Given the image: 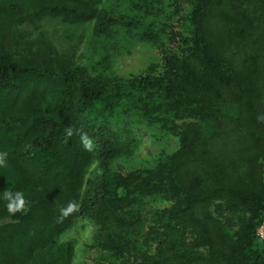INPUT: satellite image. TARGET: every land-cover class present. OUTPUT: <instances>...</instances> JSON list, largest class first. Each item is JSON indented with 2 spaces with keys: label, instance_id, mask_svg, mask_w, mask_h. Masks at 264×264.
Instances as JSON below:
<instances>
[{
  "label": "trees",
  "instance_id": "1",
  "mask_svg": "<svg viewBox=\"0 0 264 264\" xmlns=\"http://www.w3.org/2000/svg\"><path fill=\"white\" fill-rule=\"evenodd\" d=\"M170 6L180 54L120 79L55 53L40 23H93L95 37L161 48L159 32L99 0H0V264H72L73 244L58 239L77 219L120 264H264V0ZM132 124L165 130L177 150L114 170L138 146ZM5 190L22 192L25 210L10 214ZM153 198L168 207L141 228L136 209ZM69 202L77 210L62 217ZM213 209L242 214L234 236Z\"/></svg>",
  "mask_w": 264,
  "mask_h": 264
},
{
  "label": "rangeland",
  "instance_id": "2",
  "mask_svg": "<svg viewBox=\"0 0 264 264\" xmlns=\"http://www.w3.org/2000/svg\"><path fill=\"white\" fill-rule=\"evenodd\" d=\"M99 0L100 5L116 15L127 17L141 29L160 33L162 47L152 46L135 37L125 41L119 35L114 41L93 35V23L61 25L45 20L40 23V31L50 41L55 53L68 58L74 65L85 67L89 74L128 79L145 74L162 72L163 53L179 55L177 43L172 39L173 33L182 28L176 18L169 17L172 0ZM184 11L186 10L183 7ZM186 12V11H185ZM184 14L183 11L180 13ZM181 19H178V21ZM130 129L138 137V146L129 158L116 160L112 168L120 172L152 168L161 158L170 155L178 148L175 137L156 126L132 124ZM168 204L158 198L146 200L136 209L140 216L141 228L149 226L156 214L167 208ZM219 217L226 232L234 236L242 214L213 209ZM264 222V221H263ZM98 228L90 221L77 219L60 236L58 242H70L75 250L72 264H120L118 260L102 254L95 248L94 236ZM257 234V240L264 242V230Z\"/></svg>",
  "mask_w": 264,
  "mask_h": 264
},
{
  "label": "clouds",
  "instance_id": "3",
  "mask_svg": "<svg viewBox=\"0 0 264 264\" xmlns=\"http://www.w3.org/2000/svg\"><path fill=\"white\" fill-rule=\"evenodd\" d=\"M85 147H89V145L86 143ZM7 157V152L0 151V167H5L7 165ZM3 199L7 201L6 208L10 214L25 210L26 201L22 192L5 190ZM77 207L75 203L69 202L67 207L61 209L62 217L68 216L70 213L77 210Z\"/></svg>",
  "mask_w": 264,
  "mask_h": 264
},
{
  "label": "built area",
  "instance_id": "4",
  "mask_svg": "<svg viewBox=\"0 0 264 264\" xmlns=\"http://www.w3.org/2000/svg\"><path fill=\"white\" fill-rule=\"evenodd\" d=\"M260 230V233H262V230H264V222L260 225V227L257 229V234L259 233L258 231Z\"/></svg>",
  "mask_w": 264,
  "mask_h": 264
}]
</instances>
